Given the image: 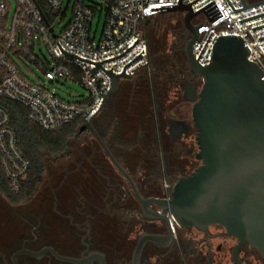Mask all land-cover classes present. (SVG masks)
I'll return each instance as SVG.
<instances>
[{
  "label": "flooded vegetation",
  "instance_id": "af4514ba",
  "mask_svg": "<svg viewBox=\"0 0 264 264\" xmlns=\"http://www.w3.org/2000/svg\"><path fill=\"white\" fill-rule=\"evenodd\" d=\"M185 32L180 64L161 81L155 79L153 126L145 120L132 133L127 119L103 116L104 108L93 123L146 201L170 200L178 180L201 165L193 138L197 131L182 114V106L189 103L184 87L203 85L191 71L186 53L190 34ZM162 82L168 84L166 92ZM83 134L88 150L81 149L77 166L64 178L75 179L76 187L31 199L39 202L34 210H11V227H0V264H264L257 250L240 245L221 226L207 232L180 228L168 223L159 203L144 209L129 183L104 162L108 154L94 132L87 127ZM88 180L95 185L94 193L83 186Z\"/></svg>",
  "mask_w": 264,
  "mask_h": 264
},
{
  "label": "built area",
  "instance_id": "2783aa9c",
  "mask_svg": "<svg viewBox=\"0 0 264 264\" xmlns=\"http://www.w3.org/2000/svg\"><path fill=\"white\" fill-rule=\"evenodd\" d=\"M195 0H183L189 5ZM236 11L245 9L240 0H230ZM249 6L257 2L243 0ZM262 1V0H261ZM70 0L73 13L64 27L65 0H0V165L9 181L10 191L18 195L30 171V162L18 148L11 117L2 102L8 100L26 107L29 120L45 132H56L78 120L88 125L105 107L112 88L110 74L135 76L150 67L149 43L143 26L162 12L178 6L180 0ZM215 2L223 16L210 22L204 12L194 20L199 40L192 48L203 67L211 64L213 50L221 37L240 36L250 52L249 59L264 68V5L235 13L227 0H199L192 5L196 13ZM13 5L15 11L13 13ZM106 20L97 40L93 33L96 15ZM46 49L53 62L39 57ZM71 55L74 58L70 59ZM19 63H32L43 70L33 82ZM76 81L87 91V98L73 103L62 99L54 86ZM203 81V80H202ZM171 223L176 224L171 218Z\"/></svg>",
  "mask_w": 264,
  "mask_h": 264
},
{
  "label": "water",
  "instance_id": "95a60500",
  "mask_svg": "<svg viewBox=\"0 0 264 264\" xmlns=\"http://www.w3.org/2000/svg\"><path fill=\"white\" fill-rule=\"evenodd\" d=\"M197 1L183 5L180 0L178 6L153 11L182 14L183 26L191 37L186 53L192 73L203 80V85L200 89L197 86L184 89L186 101L193 104L196 159L201 162L200 167L178 180L171 190L170 200L146 201L132 177L99 138L93 125L96 117L87 127L101 142L144 209L150 203H159L168 223L171 224L173 218L180 228L207 232L210 227L221 226L229 236L238 239L240 245L250 244L264 259V68L249 59L250 52L240 36L219 38L211 64L201 66L199 61L213 33L196 61L192 48L200 39L199 29L203 25L194 26L193 20L202 12L210 22L223 15L215 2L194 13L192 5ZM227 1L235 13L264 5V0L249 6L240 0L245 9L236 11L231 1ZM261 17L264 15L240 24ZM262 28L264 26L253 31ZM110 76L109 96L116 93L122 80L133 79L127 75Z\"/></svg>",
  "mask_w": 264,
  "mask_h": 264
},
{
  "label": "trees",
  "instance_id": "16d2710c",
  "mask_svg": "<svg viewBox=\"0 0 264 264\" xmlns=\"http://www.w3.org/2000/svg\"><path fill=\"white\" fill-rule=\"evenodd\" d=\"M248 1L254 3L261 0ZM178 15L180 18H176ZM170 17L175 20V24H172V22L169 23ZM166 18L168 19L166 20ZM153 22L159 24L157 33H155V35L153 34L155 41H152L153 39L150 32L145 31V27L151 25ZM143 30L149 43V55L151 54L150 67L141 69L132 80H122V84L128 85L131 84L141 71L146 70L148 74L139 87L140 90H144L148 93V97L145 98L147 108L142 114V119L136 124L126 116H123V118L127 119L126 122L130 125L132 133L136 130L139 124L145 120L149 123V126H153V115L156 114L153 97L155 91L154 82L156 80L161 81L163 77L162 75L166 76L168 71L174 65L180 64L183 55L185 54L184 50L187 41L183 26V15L179 13H163L154 18L148 19L143 26ZM171 37L174 38L175 41H172L170 44ZM168 51L170 52L171 57L167 54ZM151 73H154V76H151ZM135 87L136 86L127 90V92H124L123 89H119V93H121V96L123 95V98L125 95L134 97L137 89ZM116 99H119L117 92L112 96L113 101ZM119 101L123 102L125 100L120 98ZM127 101V104L123 102L121 105H126L124 106L125 110L130 112L133 106L130 104L132 99ZM2 105L11 117V126L17 135L18 148L30 162V171L26 180L23 182L21 192L18 195H14L10 191L9 181L0 165V195L10 204L20 205L30 201L35 196L39 186L43 183L47 158L60 157L64 154H68L70 139L74 136H80L82 129L87 127V125L84 124L82 120H78L59 131L45 132L29 120V110L26 107L8 100H4ZM83 186L86 188L87 193L95 192V185L92 180H89V183L85 181ZM69 191L71 192L70 188L67 192ZM11 215V210L0 209V227H11L13 222Z\"/></svg>",
  "mask_w": 264,
  "mask_h": 264
},
{
  "label": "rangeland",
  "instance_id": "374dc122",
  "mask_svg": "<svg viewBox=\"0 0 264 264\" xmlns=\"http://www.w3.org/2000/svg\"><path fill=\"white\" fill-rule=\"evenodd\" d=\"M85 3L93 5L96 4L95 0H83ZM251 1H255V0H251ZM15 11V5H13V13ZM64 12L67 13V20L65 23H63V26L65 27L68 22L70 21L71 17H72V13H73V4H70V0H65V5H64ZM176 18H180V16H176ZM175 18V19H176ZM168 18H166L167 20ZM105 20H106V13H103L102 18H101V22L99 23V13H97L96 15V19L94 22V28H93V33L97 32V40L100 39L101 35H102V31H103V27L105 24ZM169 23L172 22V24H175V20H173V18H169ZM158 23L157 22H153L151 25L146 26L145 27V31L146 32H150V35L152 36V41H155V33H157V28H158ZM154 34V35H153ZM186 34V32H185ZM187 34L185 35V37L187 38ZM191 38V37H190ZM189 38V40H190ZM171 42H174L175 39L174 38H170ZM37 53L39 55V57H41V59H43L44 62L45 58H47L48 61L53 62L48 51L46 49L43 50V53H41L39 50H37ZM167 54L170 56V52L168 51ZM172 55V54H171ZM151 56V54H150ZM151 61V60H150ZM19 66L22 70V72L25 74V76L27 78H29L30 80H32L33 82H38L40 77H43V70L40 69L39 66L34 65L32 63H26L25 66L21 65L19 63ZM153 71V70H152ZM146 76H148L147 71L143 70L140 72V74L131 82V84L125 85L122 84V81L120 82V85L117 89V94L119 96V99L122 98V100L124 99L125 101H123L125 104H127V100L132 99V102L130 103L132 106V109L130 112H127L124 108V106L126 105H121L123 104V102L121 103L119 101V99L116 100H112V96H110L108 102L106 103L104 110H103V116L105 115H109V114H115V115H119L121 114V116H126L127 118H129L130 120L134 121V123H138L140 122L139 120L142 119V114L144 112V110L147 108L146 105V100L145 98L148 97V93L145 92L144 90H140L139 87L141 85V82L143 81V79H146ZM151 76H154V73H151ZM134 86H136V92H135V96L131 97V96H127L125 95L124 98L120 95L121 93H119V89H123L124 92H127V90H130L132 88H134ZM160 86L165 90L168 89V84H163V82L160 84ZM57 94L64 100L73 102V103H77L80 101H83L85 98H87V91L84 87H82L78 82L76 81H63L59 84H55L54 86ZM142 89V88H141ZM162 89V90H163ZM146 95V96H145ZM165 96V95H164ZM128 98V99H127ZM120 102V103H119ZM129 104V105H130ZM192 107L193 104L192 103H188V104H184L182 106V114L186 115L188 118L192 119ZM121 111V112H119ZM195 137H197V132L195 133V135H193ZM88 137L86 134L80 135V136H74L73 138L70 139V143H69V153L68 154H64L63 156L60 157H50L47 158V162H46V172H45V176H44V181L43 183L39 186L36 194H35V198L32 199H38L39 200H43L45 197H52V194L55 192L56 194L58 193H70L67 192L69 190V188L72 190L76 187V183H75V179H71L70 176L67 179L65 178V173L71 169L77 166L76 162H79V160L81 159L80 157V153H81V149H84L85 151L88 150V146L85 145V138ZM197 151H198V146H197ZM115 156V155H114ZM116 157V156H115ZM117 159V157H116ZM104 162L107 161V163L110 164V166L113 169V172H115L116 175H119L120 177H122V181L127 183V180H124L123 175H121V173L118 171V169L114 166V164L112 163V161L110 160V158L108 157V155L105 154V156L103 157ZM118 160V159H117ZM85 165V163H84ZM89 183V180L86 181ZM66 190V191H65ZM132 193V192H131ZM28 201L25 202L23 204L20 205H13L10 204L4 197H2L0 195V209L4 210V209H9V210H14V209H21V210H34L37 208L38 203L34 202L32 203ZM31 204V205H30Z\"/></svg>",
  "mask_w": 264,
  "mask_h": 264
}]
</instances>
